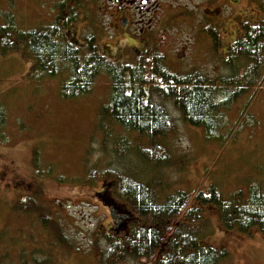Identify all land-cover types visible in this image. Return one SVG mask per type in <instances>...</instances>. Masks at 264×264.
<instances>
[{
    "label": "rangeland",
    "instance_id": "1",
    "mask_svg": "<svg viewBox=\"0 0 264 264\" xmlns=\"http://www.w3.org/2000/svg\"><path fill=\"white\" fill-rule=\"evenodd\" d=\"M58 1L0 0V27H6L0 33V264H37L36 255L29 253L37 247L53 256L42 264H103L94 256L93 240L101 231H110L121 210L122 201L115 196L110 180L86 181L90 167L100 170L111 162L110 154L100 148V134L94 132L98 108L109 94L107 75L100 74L85 95L64 99L60 95L62 76L34 77L32 62L24 57L12 30L50 22ZM75 1L84 4V14L92 21H78L72 39L81 42V35L95 29L103 54L129 61L135 54L131 46L136 47V37H128V44L126 37L115 32L112 9H106L105 0L67 3ZM216 3L210 10L223 26L213 41L222 40L223 46L217 44L213 50L201 47L195 17L164 20L170 9L164 4L157 11L151 29L155 38L148 39L153 42L160 36L165 42L167 65L182 71L194 69L210 78L230 73L222 56L232 41L226 31L234 29L235 22H229L232 10L221 0ZM249 3L260 4L261 17L264 0H240L234 8L245 9ZM256 12L247 14L254 18ZM242 17L243 13L233 20ZM6 41L15 42L18 48L8 49ZM247 97L240 96L222 108L220 127L210 139L203 129L186 124L170 108L176 122V131L167 137L172 165L161 173L172 188L205 191L213 184L225 196L235 190L246 195L251 184L264 188V84L244 107ZM222 100L220 95L218 101ZM228 132V139L221 140ZM28 199L37 204V211H25ZM42 215L55 222L42 225ZM204 216L210 224L205 244L227 251V258L219 264H264V236L257 229L249 234L227 230L216 209H207ZM57 227L72 243L69 251L54 244ZM21 251L26 252L23 257ZM113 264L152 263L128 260Z\"/></svg>",
    "mask_w": 264,
    "mask_h": 264
},
{
    "label": "trees",
    "instance_id": "2",
    "mask_svg": "<svg viewBox=\"0 0 264 264\" xmlns=\"http://www.w3.org/2000/svg\"><path fill=\"white\" fill-rule=\"evenodd\" d=\"M83 5L60 0L50 22L12 30L24 57L32 62L34 77L62 76L60 95L64 99L88 93L100 74L108 77L109 94L98 108L94 132L100 134V148L110 154L111 162L100 170L90 167L86 181L110 180L122 203L110 231H101L93 240L97 261L219 264L227 258V251L204 242L210 233L204 216L207 209L219 212L227 230L249 234L257 229L264 236L261 184H251L246 195L235 190L225 196L213 184L205 191L174 189L161 173L172 165L167 137L176 131V122L170 108L186 124L203 129L210 139L220 127L221 110L228 102L246 94L247 107L258 93L264 84V19L251 28L244 25L243 32L227 45L222 61L230 73L210 78L194 69L182 71L167 65L160 36L135 49L129 61L103 54L95 29H88L77 42L72 39L76 23L92 21L85 16ZM5 30L0 27V33ZM6 45L11 50L18 48L12 41ZM220 95L224 100L218 101ZM228 137L229 132L221 140ZM36 206L28 199L25 211H37ZM39 219L42 225L55 222L48 215ZM53 240L66 251L73 248L60 227ZM20 253L23 257L26 252ZM29 253L36 255L37 264L52 261L53 256L38 247Z\"/></svg>",
    "mask_w": 264,
    "mask_h": 264
},
{
    "label": "flooded vegetation",
    "instance_id": "3",
    "mask_svg": "<svg viewBox=\"0 0 264 264\" xmlns=\"http://www.w3.org/2000/svg\"><path fill=\"white\" fill-rule=\"evenodd\" d=\"M102 1L104 3V0ZM218 1L220 0H105L106 4L109 5V8L107 7L106 9H112L116 27L115 32L126 37L124 41L128 44H131V41H129L131 40L129 39L130 37H136V47L131 46L135 49H139L146 43H149L150 40L148 37H154V35L151 34V29L156 23V19L154 18L157 16V11L161 9L164 4L165 6L167 5V8L170 7V9H166L167 11H165L164 20H171L173 18L176 19V21H183V19H187L188 17H195V35L200 39L202 44L201 47L209 50H213L217 44L223 46L222 40L216 42V44H214L213 41L214 35H218L220 33V27L223 26V22L214 20L213 10H210L213 5L219 4L216 3ZM221 1L232 10V20H229V22H235L234 29H228L229 31H226L227 37H232V41L243 32L244 25H258V22L264 19V12H262L261 17L258 16L260 4L249 3L246 4L247 6L245 9H241L234 8V5L238 4L240 0H232L233 5L230 6L229 0ZM256 10V18H251V15L247 14L248 11ZM241 13H243L244 17L234 21L233 19L239 17ZM198 17L201 18L198 19ZM203 18H205V21H203ZM142 37L144 39H141ZM203 39L208 40L209 43L206 44ZM227 45L228 44H226L225 47H227Z\"/></svg>",
    "mask_w": 264,
    "mask_h": 264
}]
</instances>
